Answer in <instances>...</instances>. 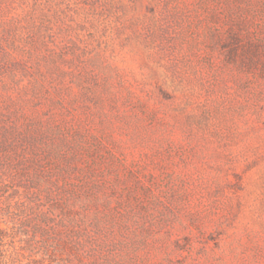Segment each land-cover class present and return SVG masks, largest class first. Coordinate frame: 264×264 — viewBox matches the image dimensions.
I'll use <instances>...</instances> for the list:
<instances>
[{"label":"rangeland","instance_id":"1","mask_svg":"<svg viewBox=\"0 0 264 264\" xmlns=\"http://www.w3.org/2000/svg\"><path fill=\"white\" fill-rule=\"evenodd\" d=\"M0 229L14 264H264V0H0Z\"/></svg>","mask_w":264,"mask_h":264},{"label":"trees","instance_id":"2","mask_svg":"<svg viewBox=\"0 0 264 264\" xmlns=\"http://www.w3.org/2000/svg\"><path fill=\"white\" fill-rule=\"evenodd\" d=\"M6 236H8V232L0 229V264H14L16 262V256H13V254L9 253L8 247L6 246L7 243L5 242ZM30 242V246L35 248L33 241ZM78 242L79 241L76 239V237L74 238L73 235L69 236L68 238L60 237L54 240L51 238L46 239V241L43 243L44 254L52 262L55 260L53 257H55L56 252L59 251L61 247L63 248L65 246H69L72 249H76L79 245Z\"/></svg>","mask_w":264,"mask_h":264}]
</instances>
